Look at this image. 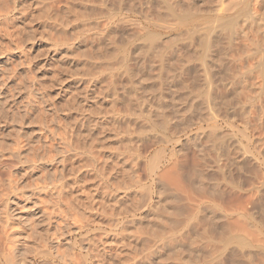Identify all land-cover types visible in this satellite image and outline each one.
<instances>
[{
  "label": "rangeland",
  "instance_id": "rangeland-1",
  "mask_svg": "<svg viewBox=\"0 0 264 264\" xmlns=\"http://www.w3.org/2000/svg\"><path fill=\"white\" fill-rule=\"evenodd\" d=\"M38 1L40 3H38ZM124 1L125 0H0V217H1L0 222L2 219V222L4 223L3 224L1 222L0 225L1 227L2 225H4L5 226L4 229H6V231L3 230L0 231V233L2 232L4 234V235L2 233L0 234V238L1 235L2 237H4L0 239V249L2 251H5L6 253L7 252L10 253L9 255H13L15 259L19 257V259L25 260L28 264H39V263L40 264H79L78 263L79 257L77 258V255L79 254L78 249L77 251H75L70 249L71 247L69 248V246L73 241V237H75L74 240L80 241L79 239L81 238V235L82 234L84 235V233H86V231L84 232L83 230H80L78 228L81 226V223L82 225L83 223H86V225L84 224L83 226H87L86 230L88 231L90 230V232L88 235H85L86 240L81 242V246H80L81 250L84 253L89 254V259L86 264H140V263L149 264L150 261H151L150 264H164V263L165 264L167 263L168 264H178V263L179 264H183V263L184 264H255L256 258L254 256L253 250H251L253 248L237 249V247L233 244L224 246V240H226L231 236H234L245 239L248 243H250V245L253 243L254 240H250V239L254 238L253 237L254 229L252 230L251 228H249V226L252 225V228H254L253 225H255L258 222L257 219H260L261 216L262 218L264 217L263 194L262 196L261 195L258 196L256 194L255 195L253 194L251 196V193L249 194L240 191H236V192L233 191V193L228 192L229 194L227 193L226 195H224V197L223 196L218 197L217 195H212L213 197L214 196L216 197L213 198L212 196L209 197L210 195H208V193L210 192L206 190L205 187H203L205 191H203V189L201 191L199 187H197L198 189L194 188L193 184L190 182L185 183L186 184L185 188L187 190L185 188H184L185 190L184 189L182 190V187L180 188V186L178 185L182 181L180 177V179L178 180L174 179V181L176 182L180 181L178 182V184L177 183L175 184L176 186L173 187L170 186L169 187L170 190L169 189L166 190L171 192V195H174L173 196L174 199L176 200L181 199L182 200V201L180 200L181 203L183 202L184 204L186 203V205L188 204L190 206L189 207L187 205L189 208L192 207L191 208L192 210L190 209L191 212H188L191 213V216L189 214L190 217L185 227L181 226L182 228H178L174 232H172L171 223L168 221V219L167 221L165 220L164 226L162 225L163 227L160 226L162 224V221L160 222L161 224L156 223V221H159L161 218H159L153 212L157 211L156 214L158 213L161 214V212H159V209L160 206L162 205L159 206L158 204L161 197L156 195L155 193L156 188L154 185L152 187L150 200L149 202H147L145 206L146 210H142L140 212H137L136 214L137 223L134 224V223H130L129 220L128 221L125 220V222L127 223H120L118 227L115 229L109 228L111 226V222L113 221L112 219L116 218L113 216H116L120 212L117 207H116L117 209L115 208V206L119 204V200H121L120 202L123 203V205L121 203L119 205L123 207L125 200L132 199V201H134L135 199L136 200L139 199L138 197L142 193V190L143 191L144 189L147 190L146 188L149 187L151 179L150 177H148L149 176L148 158L150 159V157L153 154L157 153L159 148L167 149L166 144H164V142L163 143L161 142L163 140L162 117L164 116L162 113L165 112L164 113L165 116H167L170 119V121L168 122L169 123L168 126L171 128H176V126L178 127L181 123L187 124V122L188 124L190 123L189 124L190 126H192L189 128L190 130L192 129V132H190V130L188 129L190 133L188 132L186 136L180 135L181 137H179L180 142L187 145L188 146L187 148H189L185 152L184 156L182 155L184 158L178 159L181 164H184V166L186 167L188 166V168H193L194 165L200 166V163L202 165V162L204 160H205L204 163L209 162V160H210L209 163H211L212 159L210 156L213 155L212 151H210L209 153L210 150V149L208 150L209 146L206 145L207 144L206 139L203 137L201 131L199 134V132L196 131L197 127L194 126L193 128L192 125L194 123L195 118H196L195 122H197V118H199L198 120L200 121L202 119H205L206 117L205 114L206 112H201V111L203 109L204 110L206 109L204 108L205 106L202 104L206 100L203 94L204 90L208 87L207 81L205 79L207 77L206 73L204 70H202L200 64L201 62L198 60V58L195 57L196 51L195 50H194L195 52L193 51L194 52L193 54L195 56L194 58H192L190 62L191 65L189 63L191 67L193 66L196 68V73H194L196 75L184 74L183 72L180 73L178 71L179 74H176L179 75L178 79L177 76L174 74L176 78L172 76L171 77L172 80H170V76H168L169 78L167 76H164L166 74L164 73L166 69L164 70L163 67L166 68V64L165 65L161 64L160 59L157 57L158 52L154 49L153 52L156 51L155 53L153 52L150 53V51L152 50H148L149 51L148 53V51L145 49L146 51H144V53L147 52V54H149L147 55L148 58L147 56H145L146 54L145 55L143 54L144 56L141 59L137 58V61L143 59H144L143 61H145L146 58L145 62H147L148 67L157 63L160 64V68L155 65L151 66V68H148L147 65L144 64L145 62L143 63V61L142 62L139 61L138 64L140 65H135L136 67L134 66V71L132 73L133 75L130 77L129 74L126 72L127 67L125 66L126 65L125 54L128 48L127 40L129 36L128 35L126 36L125 34L127 33H125L126 31H124V26L127 25V23H124V21L122 20V19L125 20L127 19L126 13L122 11V9L125 8V7L123 8V5L126 6L125 4L127 3L125 1L126 3L123 4ZM127 1L131 2L133 0L130 1L127 0ZM207 1L210 4H208ZM204 2L210 6L211 3L215 5L213 2H209V0H205V1L203 0V4L202 2L198 1L196 2V6L197 3H201L203 6L199 4L198 7L201 6V8L202 7L206 8L207 5ZM67 3L70 4V9L67 8ZM51 4L53 6H51ZM116 6L118 9L121 10L120 13L122 14L121 15L119 13L120 15H118L119 21H121L119 23L120 28H117L116 30H111V28L108 26L109 25L108 23H110L111 20L109 19L108 21V14L113 12L116 9L114 7ZM257 6L258 4H255L250 7V10L255 14L256 12H260V10L258 9L259 6L258 8ZM49 7L51 10L49 11L51 13L53 14L55 13V15L59 16L58 17L59 22L60 21L62 22L61 28L64 30L63 32L64 35H59L56 32V30L50 29L51 34L53 35L52 37L55 40H63L64 38L65 40H67L66 41L67 44L72 43L74 45L77 44L76 45L77 47H82L81 45L83 44H81L82 42L80 43V41H83L82 39H84V37L89 39L87 43V46L89 48V52H88L89 64L91 62V64L95 68L94 69L95 76H93L95 80L94 83L97 84L98 87V88L96 87L97 90H99L102 93L101 95H99L100 96L99 99L100 102L102 103V106H104V108L103 107L102 108L105 110L104 113L101 114V116L105 115L107 119H110V117L112 118L111 110H113L114 111L113 114H115L116 112L115 115L119 117L120 120L119 122H116L115 129L117 130L115 131V134L112 131L104 130L102 134V138H103L102 140H104L106 144V149L102 151V153L99 152L98 154H96L95 157L96 162H94L92 165L89 166H84V162L86 158L80 157L78 153L66 152V144L64 141V138H66V136L64 135L65 132L68 130L69 126L72 127L81 118L82 115H88L90 112L89 109L90 107L89 106L86 107L84 103H82L83 101L81 99L84 86H86L88 83L86 85L83 84V86L82 84L78 85L72 83L69 80V78H67L66 75L62 72L60 56L56 57L53 47L46 46L45 43L41 40V38H39V35L42 31V28L39 25V21H40L39 18H41V16L43 15L42 11L45 8H49ZM46 10L47 9H45V11ZM263 10L261 13L264 15ZM132 19L135 20L136 18L133 17ZM241 24L243 25V22H241ZM250 27L248 25V27L246 26V29L244 28L245 29L244 31H246L247 34H244L243 37L240 35H238V38L235 37L238 40V43L235 42L237 40L234 41L235 44L237 43L239 45V49H242L239 51H243L246 47L248 48L249 52H245V50H247L245 49L243 51V55L241 52H240L241 54H239L238 51V55H241L240 58H242V60H238L233 63L232 61L228 62L229 60L227 61V59L229 58L227 57L225 58L226 61L222 58V60H224L226 64L229 63L230 69L231 66L233 67L235 65L232 68L233 71L236 70L235 73L234 72L232 73V70L230 72V69L229 71H227L229 72V75L231 74L230 76L233 75V77L227 76V72L222 71V68L223 70H225L224 68L225 62L222 63L223 61L220 60L221 58L219 57V54L216 55V53H218V50L221 47L220 48L218 47L219 49L217 48V51L215 50L216 52L212 54L214 56L213 58H215V56L216 57L218 56L217 58L214 59L216 63L213 64V66L216 68L213 67L215 72V77L212 78V80L215 79L214 80L215 83L213 82L212 86L215 87V89H219L217 88L218 86L217 87L215 86L218 85L219 83V87L223 85V88L221 89H223L224 91L223 92L221 91V89H219L218 91H220V93L219 94L217 93L219 96L216 95L217 99L214 101L216 102L215 104L216 113L218 109V111L219 110L223 111L222 113L224 114L223 116L221 115L222 113H220L222 119L221 117H219L217 120L220 123V126L222 127L221 128L222 131L217 130L216 134L218 132L219 134L220 132H223L225 134L228 133L227 135L229 137L227 136L225 140H228L229 138L231 140L229 139L230 142L228 141L227 142L228 144L225 142V144L229 145L230 143H232V146H234L233 148L236 147V149L240 148L241 147L240 145L244 146L245 144V139L241 138L243 133L245 132L244 130L245 125L243 123H246L248 121H249L248 123L251 122L252 124L256 123L259 117L261 115H264V113L262 114V109H264L263 107L264 105L263 76L264 75L262 76L260 72L255 69L257 63L260 62V55L258 57V55H256V53L253 52L252 47H254V44H251V42L253 43L255 39L256 40L260 39L258 38V35L260 37V34L261 36L263 34L260 32H259L260 34L254 33L256 31L254 30L256 27L252 26L253 28L255 27L254 29H252L251 27L252 30L249 29ZM34 33L36 36V42L34 43L35 46L32 45V41L30 39V36ZM74 33L75 35L77 33L78 37H74L73 36ZM255 34L257 35V37ZM246 35H248L250 38H248V36L246 37ZM125 38H127L126 41ZM243 38L246 40H244ZM139 40L136 42L141 43V40L140 41ZM244 43L245 45H247L246 47L245 45H242ZM59 44L63 45V46H58L59 48H63L65 46V43H59ZM99 44L104 45L102 48L103 51H101L98 48ZM240 45L241 47L243 46L244 48L243 47L241 48ZM232 47L234 48V46ZM250 48L252 50V53ZM233 52L235 53L234 50ZM233 52L232 54L231 53L229 54L236 56ZM244 52L246 54H244ZM155 54L157 55L156 60L154 59ZM34 55L37 56L36 57L37 61H35ZM135 55L137 56V54ZM135 55L133 54L134 58L136 57ZM244 56L246 58H243ZM157 59L159 60V63ZM217 59L219 60V62L222 63L223 65V66L221 65L222 67L218 64L219 62H217L218 61ZM149 60H151L152 62H149ZM33 62L34 63L38 62V64L40 63V64L48 65V68L49 67L50 68L49 69L47 68L48 71L45 75L49 76V78L45 77V75L42 74L41 69L38 68L39 66L38 67L36 66L35 68ZM142 63L144 64L143 66L141 65ZM232 63L234 65H232ZM145 65L146 67H144ZM139 66L143 68L145 72L141 70ZM154 66L157 68V69L155 68L156 71H154L155 70ZM248 67L250 71H247ZM136 68L138 69V71L140 69L139 72L137 71V74H139L138 76H140L141 78H142L141 74L144 73L146 74V72L148 74L147 76H149L150 74V76L148 77L149 80L147 79L148 82L151 81L152 83L154 81L152 78L155 77L157 78L158 76L157 78L158 80L155 79V81H157L156 83L155 82H153V84H150V82L149 84L146 83L150 85V86L147 85L148 88H150L149 91L151 90L149 93H148V88H146L147 86L145 87L144 85H142L145 84L144 83L145 81H143V83L142 81L140 82L139 81L140 77H138L139 78L138 79L137 75H135ZM147 69L148 71H146ZM162 70H164V72H162ZM215 70L217 71L218 74L216 73ZM142 71L143 73H141ZM152 71L157 72V76H154L156 74H154V72ZM238 71L240 73L242 72V74H239ZM263 71H264V63H263ZM160 72L164 73V75H162V73ZM222 72H224V77L227 76V78L230 77L232 79L228 78L227 80L225 77L226 80L223 79L222 81L221 80L223 78ZM151 73H153V76L151 75ZM158 73H160L161 76H159ZM181 74L183 76H181ZM234 74H236V77ZM257 74L259 75L257 76ZM240 75L242 76L239 77ZM133 76H136L134 77L135 82L134 80H131V82L136 83L135 85L138 86L136 88V86L134 85L135 88L137 89L139 96H142L141 99H143V101L141 100V103L145 102L144 103L145 105H142L143 108L141 109H143L142 111L144 110L146 111V112L144 111V114L145 113L147 115L149 114L148 116L149 118L147 117V115L146 117H144L145 116L144 114L142 115L143 117L141 115L138 116L137 111H135L136 112L135 115H132L127 113V111L125 110V102L129 94V90H128L129 83L127 82ZM51 77H54L53 79H55V81L59 83L62 81L61 83L63 84V92H65L64 95L62 96L57 95L54 88L48 87L49 84L47 80L49 81ZM159 77L162 80H160ZM217 78L218 79L220 78L219 81L222 82V85L220 84ZM233 78L238 81H235ZM229 79L230 81L234 80L233 85L234 87H236L235 90L237 92L234 89H231L232 84L230 86ZM45 83H47L48 85ZM154 83L156 84L155 86ZM194 83H195V88H198L196 89L197 92L196 90L194 91L195 89L193 85ZM226 83H228V85L231 88ZM239 83L243 84L242 85L243 88L237 87L240 85ZM44 84L47 85L48 89L44 87L45 86ZM151 85L154 86L152 89L153 90L155 89L154 90L155 92L151 89L152 87ZM191 89L193 91H190ZM105 91L107 93H105ZM184 95L185 96L187 95V97H185ZM201 96L202 98H200ZM247 96L248 97L254 96L256 99L253 97L254 98L253 100V98L250 97L252 100L250 102L247 100L248 98L246 99ZM193 97L195 98L196 104L198 103V105H196L194 101H191L194 100ZM203 97H204V101H203ZM183 98L186 99L183 100ZM223 99L224 101L225 100L227 101L229 99V101L222 103ZM198 101L199 102L202 101L201 104L202 110L200 109L201 106L199 107L200 103ZM232 102H234L235 104ZM189 103L193 107L196 106V108L191 107ZM152 106H153V110H152ZM221 108L223 110H221ZM224 108H226L225 109L226 111L224 110ZM147 109H149L150 111L149 110L147 111ZM189 109L192 111H189ZM183 110L186 114L182 112ZM196 114H198L200 117L201 115L202 116L205 115V116L204 118L201 117L200 119V117L198 115L196 116ZM159 115L162 117H159ZM251 115H253V117ZM223 117H225L226 119H223ZM127 118L129 120L135 119L136 122L133 123L131 121L132 122L131 124V122H129ZM254 118H256L257 120ZM191 119L193 122H191ZM253 120L256 121L254 122ZM144 122L146 123L147 127L144 125L145 124ZM203 124L205 123L203 122ZM242 124L244 125V127ZM140 125L144 126V130H143L144 132L141 133L138 132V126ZM157 126L159 127L157 128ZM152 127L155 128L156 132H154L153 129L151 130ZM203 127L206 128V124ZM239 131L240 132L242 131L243 133H240ZM60 134H62V136ZM153 135L155 136L153 137ZM142 138H143V142L140 140ZM145 142H148L149 144L146 143L147 146H145ZM237 142L238 144H240L239 145L240 147L237 145ZM131 144L135 145L138 148L141 147L139 149L140 151L139 150L138 151L139 153L141 152L140 154L143 160H141L139 163V173L141 179H143L142 180L143 187L131 188L130 190L134 193L130 195V190L124 189L125 186L123 187V183H124L123 181H125L124 172L121 170L115 172V168L114 171H112L113 170V168L111 167L112 164H110L109 166L110 169L112 168V170L107 169L104 166V164L102 165L101 161L102 158L105 157V155H109L108 152L110 151L111 152L114 151L115 153L116 152L118 153L117 150H119L120 154L124 156H127L126 154L129 155V151H130L129 149H131ZM234 144L237 146H235ZM195 145H197L199 148L201 145L202 149H204L202 151L201 149L200 151H198L199 155L194 153L196 151L195 148H193L195 147ZM245 146L254 155H257V150L255 148L258 149L260 147V146H253L252 143L251 144L247 143L245 144ZM261 154L263 155L264 151L260 153L259 157L262 156ZM263 156L262 158H264ZM207 158L208 161H206ZM33 160H35L36 162L35 165L37 166L36 169L34 168ZM247 166L248 165L245 166L246 167L245 170L243 166L241 169H239V171L243 169L242 171L248 173L247 175L249 176L250 170H251V174H253L251 169L253 168V165H250L251 167L248 166L249 169L248 172H247L248 170ZM233 168L236 167L233 166ZM239 171L235 170V172L233 173H235V175L238 176ZM242 171L240 173H243ZM251 174L250 177L252 176ZM247 175L245 174L243 176L248 178ZM178 177L179 176H177V178ZM163 181L165 182L164 179ZM111 182L112 184H110ZM115 182L117 183L115 184ZM182 182L184 183V181ZM195 182H197L196 184L199 183V181L197 180H195ZM203 183H205V181ZM104 190L109 191V192L106 191L108 194L104 192ZM83 191L86 192L87 194L89 193V195L86 194L83 195L84 194ZM207 191L208 193H206ZM59 193H61L62 198L58 197L60 195ZM126 193L127 195H125ZM101 194H104V196H102ZM99 196H101L100 198L103 201L105 200V197L106 199L109 197L111 202L114 201L113 203L110 204L112 207L110 206L109 209L108 208L109 206L108 207L105 205L101 206L102 203L100 205V201L102 200L99 199ZM131 196L134 197L135 199H133ZM102 197H104V199ZM212 198L215 199V201H213ZM254 198L256 201L257 198H259L260 201L255 203L254 205L253 204L250 205V202L254 200ZM115 200H116V204L113 206ZM260 202L261 203L263 202V204L261 205ZM181 203L178 202V204L177 203L175 204L179 205ZM150 205L154 206L155 208ZM164 206L166 209L165 211L169 212L166 213L171 214V211H173L174 209L173 206L172 205L170 206L164 205ZM259 207L261 208V211ZM148 208L149 210L147 211ZM209 208L212 209L213 212ZM114 209L118 210L119 212L117 211L116 214V211ZM208 212L209 213L212 212L215 215L210 213L211 215L210 216L208 215L209 214ZM10 215L12 216L11 219H8L9 221L5 220V217L7 216L6 217L7 219ZM167 217H169V215ZM209 217L210 220L208 219ZM206 219H208L210 222L207 221ZM78 220L80 221L78 222ZM255 220H257V222ZM7 221L10 225L7 223ZM242 224L243 226H245L244 228L243 226L241 227ZM244 224H247L249 226ZM7 225H9L8 228H11L12 231L7 228ZM97 226L98 228L100 227L101 229L100 228L98 229ZM246 226H247V230H246ZM94 227L97 229V231L93 230L92 232L91 230L94 229ZM205 228L213 229L212 230L213 236H211V238L208 237L206 231H204ZM242 228L245 230V233ZM105 229L106 232L108 230L110 232L108 231L107 234H105L104 232ZM202 230L204 232H202ZM102 231L104 232V234ZM165 231L167 232L166 234ZM4 232L7 233L10 232L11 236L9 233L6 236V233ZM246 232H249L250 234ZM181 233H183V235H181ZM224 233L226 234L224 235ZM161 234H164L165 237L164 236L162 237ZM170 234L172 235L174 234L173 238H176V243L178 242L180 244L178 245L177 243V245L181 247V248L179 247L180 253L179 256L177 257L174 254L168 252L165 253V251L163 252L162 250L160 251L159 249L162 242L161 240H165L168 236H170ZM160 235L161 238L163 239L160 238ZM172 235L170 237H172ZM181 236H183V238ZM190 240L193 241L191 242ZM8 243H10V245ZM189 245L190 246L196 245V247L202 246V248H204L205 246L203 250L206 249L205 250L206 252L202 253L204 254L203 255L204 257L206 256L205 260L203 259L204 257L202 255L201 256L194 255L192 257L191 256L192 254L189 253V249H188ZM8 246L10 247L8 248ZM43 249L53 252L54 259H39L36 256V253L38 252V250L40 251ZM232 249H234L235 254H233L234 251ZM153 251L155 252L157 251L158 252L157 255L155 254L154 257L152 258L150 257V259H146V256L149 254L148 252H153ZM210 252H212L213 254H210ZM247 252L248 253L250 252V254L252 253L253 256L251 255V258H247V256L249 255ZM164 253L166 255L165 257H162ZM214 254L216 256H214ZM231 254L234 256V259H232L233 256ZM236 254L238 255L237 259H236ZM219 255H221V257ZM215 257L216 259L214 260ZM248 257H250V255ZM137 261L140 262L138 263Z\"/></svg>",
  "mask_w": 264,
  "mask_h": 264
},
{
  "label": "bare ground",
  "instance_id": "bare-ground-1",
  "mask_svg": "<svg viewBox=\"0 0 264 264\" xmlns=\"http://www.w3.org/2000/svg\"><path fill=\"white\" fill-rule=\"evenodd\" d=\"M125 1L123 3V4L126 3L125 4L126 6L123 5V8L125 7L124 8L125 10L122 9V11H124L126 13L127 19L126 20L125 19H122V20L124 21V23H127V25H125V24H122V25H125L124 26V31H126L125 33H127L125 35L126 36L127 35L129 36V38L127 37L128 38V40H127L128 41V48H127V52L125 54V59H126V61H125V64L126 65L125 66L127 67V71L126 72L129 74L130 77L133 75L132 73L134 71V66L135 65H140V64H138V62L139 61L142 62L144 60L143 59V60H138L137 61V58L138 59H141L145 54H146L145 56L149 55V54H147V52L144 53V51H146V50L147 51L148 50H152V51H150V53H151V52L154 51V49L158 52L157 53L158 56L155 54V58L154 59L156 60V58L158 57L160 59V62H161L162 65H165L166 64V68L162 66L164 68V70L166 69L165 72H164V70H162V72L166 73L167 75L166 74L164 75V73H162V72H160V73H162V75L167 76V77L170 76V80H172V78H171L172 76L175 77V78L177 76V79H178V76L179 75H176V74H179V72L180 73L183 72L184 74H193V75H196V74H194V73H196V68L193 67V66L192 67L190 66L191 65L190 62H191L192 58H194V56H195L193 53L196 51V53H195L196 56L195 57L198 58V60L201 62L200 64H201L202 70H204L205 73H206V76L207 77L205 79L207 81V84H208L207 86L208 87L204 90V93H203L204 94V97L206 99L205 102H203V104H202V101L201 102L198 101L200 103L199 107L201 106V104L205 106V107L203 106L204 108H206L205 110L204 109L203 110L201 109L202 106L200 107V109L202 110L201 112H206L205 113L206 114V117H205V119H202L200 121L198 120L199 118H197V122H195L196 118H195V120L193 118L194 123L192 125H193V128H194V126L197 127L196 128L197 129L196 131H198L199 134H200V131H201V133L203 134V137L206 139V143H207L206 145L209 146L208 147V150L210 149L209 150V153H210V151H212V154L213 155L210 156L211 159H212L211 160V163H209L210 160H209V162L204 163V161H205L204 160L202 162V165L200 163V166H197V165L195 166L194 165V167L192 166L193 168H188V166L186 167V166H184V164H181L178 159L179 158H184L183 156H184L185 152L189 148H187L188 147L187 145H185V144H183V143L180 142L179 137H181L180 135H183V136L185 135L186 136V134H188V132L190 130L189 128L192 127V126H190L189 125L190 123L188 124V122H187V124L186 123H181L178 127L176 126V128H171V127L168 126V124H169L168 122L170 121V119L167 116H165V114H164L165 112L162 113L164 115L163 117L159 115V117H162V124H163V126H162V128H163V133H162L163 140L161 142L162 143L164 142V144H166L167 149H162V148L160 149L159 148V150L157 151V153L153 154L150 157V159L148 158V162H149V164H148V175L149 176L148 177H150V179H151V182H150L149 187L146 186L147 187L146 188L147 190H145V189H144V191L142 190V193L138 197L139 199L136 200L134 197L131 196L133 199H135L134 201H132V199L125 200L124 201L125 203H124V206L123 207L119 205L121 203L120 202L121 200H119V204H117L115 206V208L117 207L120 212L118 210H115L114 209L116 211V214H117V211L119 213L117 215L115 214L116 216H113V217H116V218L112 219L113 221L111 222V226L110 227L108 226V227L109 228H112V229H115V228L118 227V225L120 223H127V222H125V220H127V221L129 220L130 223H134V224L137 223L136 222L137 221L136 220V214H137V212H140L142 210H146L145 206H146L147 202H149V200H150V197H151L150 195L152 193V187L154 185H155V188H156V191H155L156 195L161 197L158 204H159V206L162 205V206H160V209H159V212H161V214L160 213L156 214V212H157L156 210H158V209L155 210L156 212H153L154 209L152 210V212L155 213V215H157L159 218H161L160 220L158 219L159 221H156L155 220L156 223L157 224H161L160 222L162 221V224L160 226H162V225L164 226L165 220L167 221V219H168V221L171 223V227H172V230L171 231L172 232H174L178 228H182L183 226L185 227L186 224H187V222H188V220H189V217L191 216V213H188V212H191L190 209L192 207L189 208L190 206L188 204L187 205L189 207L186 205V203L185 204L183 202L181 203V201H182L181 199H180L181 201L174 199L173 198L174 195H171V192H169L168 190H166V189H169L170 190V188H169L170 186H172V187L173 186H176L175 184L176 183L178 184V182H180V181H177L176 182V181H174V179L175 180L176 179L178 180V179H180V177H181V180L184 181V183L182 181L180 182L181 185L178 184L180 186V188L182 187V190L185 188V185H186L185 183H189L190 182V183L193 184V187L194 188L199 187L201 191H202L203 187H205V189L210 192V193H208V191L206 192V193H208V195H210L209 197H211L212 195H217L218 197L219 196H223L224 197V195H226L228 192H230V193L232 192L233 193V191L234 192L240 191V192H245V193H249V194L251 193V196L253 194L254 195L256 194L258 196H260V195L262 196V194L264 195V158H262V156L264 154L263 155L261 154L262 156L259 157L260 153L262 151H264V115H261V116L259 115L260 117H259L258 121H256L257 120L256 118H258V117L254 118V119H256L255 120L256 123H253V124H252V122L251 123H248L249 121L248 122L244 121V122H246V123H243L245 125V129H244L245 132L243 133L242 131L241 132L239 131L240 133H243V135H244L243 136L241 134L242 135L241 138L242 139L243 138L245 139V144H247V143L251 144L252 143L253 146H260L258 148L259 151H258L257 148H255L257 150V155L258 156L257 155H254L252 152H250L247 149V147L245 146V144L243 146V145L238 144V142H237V145L238 146L240 145L241 147H243V148H241L239 146L240 148H237V149H236V147L233 148L234 146H232V143H230L231 145L230 144L227 145L228 144L227 142L229 141L230 138L228 140H225V138L228 136L227 135L228 133L225 134L223 132H220V134H219V132H218L216 134V131L217 130H221V128H222L220 126V123L217 120H218L219 117H221V119H222V116L221 115L224 116V114L222 113L223 111H220V110L218 111V109H217V113L219 112L218 113L219 115L216 113V111H215L216 110L215 109L216 102H214L217 99L216 95H218L220 93V91H218V90L221 89V88H223L222 82L219 81V79L222 78V77H220L219 79L217 78L218 81L220 82V84L222 86L220 85L221 87H219V83H218V85H215L216 87L218 86L217 88H219V89H215V87L212 86V83L213 82L215 83V81H214L215 79L212 80V78L215 77V72H214V69H213V67H214L213 64L216 63V62L214 61V59L218 57V56L217 57L215 56V58H213L214 56L212 54H214L217 51V48L218 47L219 48L221 47L220 49L218 48L219 50H218V53H216V55L219 54V57L221 58L220 60L223 61L222 63H224L226 61L225 60L226 57L229 58V59H227V61L229 60L228 62H231L232 61L233 63L236 62V61H238V60H242V58H240L241 55H238V51L239 50H242V49H239V45L237 44L238 43V40L235 37L238 38V35H240V36L243 37L244 34H247L246 31H244V30L246 29V26L248 27V25H249V27L250 26L251 27L252 26H255L256 28H258V29H256L254 27L255 28L254 29L252 27V29H254V30L257 31V32L255 31L254 33H256V34L257 33L258 34L262 33L263 34L262 36L260 34V37L258 35V38H260V39H257V40L255 39L257 37V35L255 34L256 35V37L254 38L255 40L253 39L254 42L253 43L251 42V44H254V47H252L253 48V52L256 53V55H258V57L260 55V62L257 63L255 69L258 70L262 76L264 75V71H263V63H264L263 62V60H264V37H263L264 36V15L261 13L262 10L264 9V0H209V2H213L215 5H213L211 3V6H210V5H207L204 2L207 5V7L205 5L206 8H204V7L201 8V6H203L202 5L203 4V0H143V1L142 0H136V1L133 0L134 3H133V1H131V2H128L127 0H125ZM198 1L199 2H202V4L201 3H197V6H196V2H198ZM38 3H40V2L38 1ZM69 3H67V8L70 9V4ZM207 3H208V1H207ZM199 4L201 5L200 7H198ZM208 4H210V3H208ZM255 4H258L259 8H258V6H257V8L260 10V12H256V14L253 13L250 10V7L253 6V5H255ZM51 6H53V5L51 4ZM114 8H116V9L114 10ZM114 8H113V10H114L113 12H111V13L108 12V13H110V14H108V21H109V19H111L110 20V23H108L109 24L108 26L111 28V30H116L117 28H120L119 27V23L121 22V21H119V16H118V15L121 14L120 13L121 10L118 9L117 6L114 7ZM45 9H47V10L45 11ZM45 9L42 11L43 15L41 16V18H39V20H40L39 21V25L42 28V31H41V33L39 35V38H41V40L45 43L46 46H52L53 47V50L55 52V56L56 57L57 56H60V58H61V67H62L61 69H62V72L66 75L67 78H69V80L72 83L78 84V85L79 84L80 85L82 84V86H83V84L86 85L88 83L86 86H84V90H83L82 98L81 99L83 101L82 103H84V105L86 107L87 106L90 107L89 108L90 109V112H89L88 115H82L81 118L72 127L69 126L68 130L66 132L64 131L65 132V135L64 136H66V138H64V141H65V144H66V152L78 153V155L80 157L86 158L85 159V162H84V166H89V165H92L94 162H96V160H95L96 154H98L99 152L102 153V151H104L106 149V144H105L104 140H102L103 139L102 138V134H103L104 130L105 131L106 130L112 131L115 134V131L117 130V129H115L116 122H119L120 120H119V117H117L115 115L116 112H115V114H113L114 113L113 110H111L112 118L110 117V119H107V117L105 115H102L101 116V114H103L105 110L103 109L104 106H102V103L100 102V99H99V97H100L99 95H101L102 93L99 90H97V88H98L97 87V84L94 83L95 80H94L93 76H95V70H94L95 68L91 64V62L89 64V53H88L89 52V48L87 46V43H88V40L89 39H87V38L84 37V39H82L83 41H80V43L82 42L81 44H83V45H81L82 47H77L76 46L77 44L76 45H74L72 43L71 44H67V42H66L67 40H65L64 38H63V40H55L52 37L53 35L51 34V30L50 29L56 30V32L59 35H64L63 34L64 30L61 28L62 22L61 21L59 22V19H58L59 16L55 15V13L53 14V13L50 12L51 11L50 10V7L49 8H45ZM263 12H264V10H263ZM104 15H105V13H104ZM207 15H208V17H207ZM106 16H107V14H106ZM133 17L136 18V19L135 20L132 19ZM241 22H243V25L241 24ZM251 27L249 29H251ZM247 31H249V30H247ZM77 35H78L77 33H76V35H75V33L73 34L74 37H78ZM247 36L248 35H246V37ZM127 38H125V41H126ZM248 38H250V37L248 36ZM261 38H263V39H261ZM30 39L32 41V45L35 46L34 45V43L36 42L35 33L30 36ZM139 39L141 40V43H139V42L137 43L136 42ZM235 40H237V41H235ZM244 40H246V39H244ZM234 41L237 42L236 43L237 45L235 44ZM239 41H241V40H239ZM59 43H65V46L63 48H59L58 46H63V45H61ZM242 45H245V43L242 44ZM98 46H99L98 48L101 51H103L102 48H103L104 45L103 44H99ZM232 46H234L235 49ZM246 46L247 45H245V47ZM240 47H241V45H240ZM245 49H247V50H245ZM245 49H244L245 52H249L247 47ZM233 50L235 51V53L233 52ZM250 50H251V48H250ZM197 51H198V53H197ZM243 51H239V54L242 53V55H243ZM155 52H153V53H155ZM232 52L236 56L229 54V53L232 54ZM245 52H244V54H246ZM148 53H149V51H148ZM251 53H252V50H251ZM133 54L134 55L137 54V56L135 55L136 57L134 58ZM248 55H249V53H248ZM253 55H251V56H253ZM36 57L37 56L34 55L35 61H37L36 60L37 59ZM147 58H148V56H147ZM222 58L225 61L222 60ZM243 58H246V57L244 56ZM136 61H137V63H136ZM145 61H146V58H145ZM145 61H143V63ZM157 61L159 63V60L158 59H157ZM157 61H155V62H157ZM149 62H152V61L149 60ZM217 62H219V60ZM143 63L141 64L142 66L144 64L147 65V62H145L144 64ZM189 63H190V65H189ZM220 63L221 62H219L218 64L221 66L222 63L221 64ZM233 63H232V65H234ZM146 65L144 67H146ZM153 65H155V66H157V67L160 68V64L155 63ZM153 65H151V66H153ZM186 65H188V66H186ZM36 66L37 67L39 66L38 68L41 69L42 74L45 75L47 73V71H48L47 70L48 65H46V64L44 65V64H40V63L38 64V62H35L34 63V67L36 68ZM151 66L148 67V65H147L148 68H151ZM155 66H154V69L156 68ZM233 67L231 66V69H230L229 63L226 64V62H225V64H224L225 70H223V68H222V71H226L227 72L230 69V72H231V70H232ZM214 68H216V67H214ZM156 69L154 71H156ZM141 70H143V68H141ZM234 70H235V68H234ZM137 71H138V69L136 68L135 69V75H137V78H138L140 76H138L139 74H137ZM139 71H140V69H139ZM143 71L145 72V70H143ZM143 71L141 73H143ZM146 71H148V69ZM154 71H152V72H154ZM235 71L232 70V73L233 72L235 73ZM247 71H250L249 67H248V70ZM201 72H203V71H201ZM238 72H236V73H238ZM160 73H158L159 76H161ZM216 73H217V71H216ZM222 73H223V78L221 79L222 81H223V79H225V77H226L227 80H228V78L233 77V75L232 76H230L231 74L229 75V72H227V76H230L228 78H227V76L224 77V72H222ZM243 73H245V72H243ZM154 74H156L154 76H157V72H154ZM174 74L176 76H174ZM182 74H181V76H183ZM239 74H242V72L241 73L239 72ZM51 75H52V73H51ZM141 75H142V78L140 77V79L139 78L138 79H139L140 82L142 81V83H143V81H145L144 82L145 84L146 83L149 84V82H150V84H153V82H155V83L157 82V81H155V79L158 80L157 79L158 76H157V78L156 77L155 78H152L154 81L151 83V81L148 82V80H149L148 77L150 76V74H149V76H147L148 74L146 72V74L144 73V74H141ZM151 75L153 76V73H151ZM234 75L236 77V74H234ZM258 75L259 74H257V76ZM241 76L242 75H240L239 77H241ZM45 77H48L49 78V76H46V75H45ZM134 77H136V76H133L132 77L133 79L131 78L129 81L127 80L128 81L127 83H129L128 84L129 85V87H128L129 94H128L127 98H126L125 110L127 111V113L132 114V115H135V113H136L135 111H137V113H138L137 115L138 116L139 115L142 116L144 114V111L145 110L142 111L143 109H141V108H143L142 105H145L144 104L145 102H142L141 103V100L143 101V99H141L142 96H139V94L137 92V89L136 88L138 86L135 85L136 83H134L135 82ZM239 77H238V79H239ZM53 78L54 77H51V79L49 81L47 80V82L49 84L48 87L54 88L57 95H60V96L64 95L65 92H63V84L61 83L62 81L59 83V82L55 81V79H53ZM159 79L162 80L160 77H159ZM230 79H232V78H230ZM230 79H229V81H230ZM131 80H134V82H131ZM234 80H231L230 81V86L232 84V88L228 85V83H226V84L231 89H234L235 90L236 87H234V85H233ZM193 81H194V79H193ZM235 81H238V80H235ZM240 81H243V80H240ZM155 83H154V86L156 85ZM236 83H238V82H236ZM45 84H47V83H45ZM145 84H142V85H144L146 87L148 84H146V85ZM160 84H161V82H160ZM47 85H45L44 87H46L48 89ZM134 85L136 86V88H135ZM193 85H194V88H195V83ZM242 85L243 84H240L239 86H237V84H236V86L238 88H241V87L243 88ZM148 86H150V85H148ZM148 86L146 88H148ZM154 86H152L151 89ZM159 87H160V85H159ZM149 89L150 88H148V93L151 91V90L149 91ZM196 89H198V88H195L194 91ZM145 90H147V89H145ZM158 90H156V91H158ZM190 91H193V90L191 89ZM221 91H223V89H221ZM196 92H197V90H196ZM105 93H107V92L105 91ZM157 93H159V92H157ZM143 95H145V94H143ZM224 95H226V94H224ZM161 96H163V95H161ZM254 96H250V97L253 98ZM156 97H158V96H156ZM185 97H187V95ZM204 97H203V101H204ZM250 97L247 96L246 99L248 98L247 100L251 102L252 100H251ZM200 98H202V96ZM254 98H253V100H254ZM101 99H103V98H101ZM184 99H186V98H183V100ZM193 99L194 100H191V101H194V103L196 104V100H195L194 97H193ZM220 100H221V98H220ZM144 101H146V100H144ZM162 101H163V99H162ZM228 101H229V99L227 101L226 100L224 101V99H223V102L222 103L228 102ZM159 102H161V101H159ZM190 103H192V102H190ZM232 103H234V102H232ZM247 103H249V102H247ZM196 105H198V103ZM146 107H147V105H146ZM162 107H164V106H162ZM191 107H193V106L191 105ZM263 107H264V105H263ZM167 108H168V106H167ZM193 108H196V106L193 107ZM225 109L226 108H224V110ZM148 110L149 109H147V111ZM152 110H153V106H152ZM161 110H163V109H161ZM221 110H223V109L221 108ZM263 110L264 109H262V114L264 113ZM189 111H192V110L189 109ZM225 111H224V113H225ZM182 112H184V110ZM220 113H222V114L220 115ZM144 115H145L144 117H146L147 114L145 113ZM197 115L198 114H196V116ZM254 115H256V114H254ZM148 116H149V114L147 115V117ZM204 116L201 115L202 118H204ZM251 116L253 117V115H251ZM191 117H188V118H191ZM201 117H200V119H201ZM101 118H102V120H101ZM128 118H127V120L129 122H131V121L133 123L136 122L135 119H130L129 120ZM96 119H98V120H96ZM182 119H183V117H182ZM223 119H226V118L223 117ZM132 122H131V124H132ZM182 122H184V121H182ZM191 122H193L192 119H191ZM203 122L206 124V128L203 127L205 125V124H203ZM135 124H137V123H135ZM142 125L138 126V132H140V133L141 132H144L143 131L144 130V126H142ZM144 125L147 127L146 123ZM244 125H243V127H244ZM158 127L159 126H157V128ZM149 129H150V127H149ZM152 129H153L154 132H156L154 127H152L151 130ZM190 132H192V129L190 130ZM152 134H154V133H152ZM235 134H233V135H235ZM60 135L62 136V134H60ZM155 135H157V134H155ZM155 135H153V137ZM115 137H116V135H115ZM61 139H63V138H61ZM194 139H192V140H194ZM140 140L143 142V138L140 139ZM146 140H147V138H146ZM188 140H186V141H188ZM132 141H133V139H132ZM183 142H185V141H183ZM225 142L227 144H225ZM146 143L149 144L148 142H145V146H147ZM197 145H195V147H193L196 150L195 152L194 151L193 152L199 155L198 151H200V149H201V151L204 150V149H202L201 145H200V148ZM237 145H235V146H237ZM230 146H232V147H230ZM107 147H109V146H107ZM142 147H143V145H142ZM140 148H138L135 145L131 144V149H129L130 150L129 151V155L126 154L127 156H124V155L120 154L119 153V150H117L118 151V153L116 152L117 154L114 151L113 152L110 151V152H108L109 155H105V157L102 158L101 163H102V165L104 164V166L107 169H110L109 166H110V164H112L111 167L113 168V170H112V168L110 170L114 171V168H115V172H118L120 170L124 172V179H125V181H123L124 182L123 183V187L125 186L124 189H126V190H130L131 188H136V187H141V188L143 187V185H142L143 184L142 183V180L143 179H141L140 173H139V163H140L141 160H143V158H142V156L140 154L141 152L139 153V151H140L139 149ZM193 148H192V150H193ZM107 150H108V148H107ZM254 152H255V150H254ZM240 153H241V155H240ZM196 154H194V155H196ZM209 155H211V154H209ZM210 157H208V158H210ZM198 158H200V157H198ZM208 158H207L206 161H208ZM198 160H197V162H198ZM33 161H34L33 162L34 168L36 169V167H37V166H35L36 165V162H35V160H33ZM44 161H45V159H44ZM246 165H248V166L253 165V168H254V170H253V168H251L253 174H251V170H250V174L252 175L251 177H250V174L248 176L247 175L248 173H245V171H242L243 169L241 170L243 173H245L248 176V178L245 177V176H243L245 174L240 173L241 171H239V169H241L243 166H244L243 168L245 170V168H246L245 166ZM233 166H235L236 168H233ZM248 166H247V169H248ZM234 169L239 171L238 172L239 173L238 176H236L235 173H233V172H235ZM248 171H249V169L247 170V172ZM108 173H110V172H108ZM240 174H242V175H240ZM116 175H114V176H116ZM177 176H179V177L177 178ZM217 176H219V177H217ZM241 176H243V177H241ZM196 178H199V179H196ZM163 179L165 180V182L163 181ZM115 180H117V179H115ZM195 180L199 181V183L196 184L197 182H195ZM204 181H205V183H203ZM116 183L117 182H115V184ZM110 184H112V182ZM195 185H197V186H195ZM204 185H206V186H204ZM112 187H113V185H112ZM164 187H165V189H164ZM179 190H181V189H179ZM106 191L104 190V192H106ZM134 191H136V190H134ZM203 191H205V190L203 189ZM107 192H109V191H107ZM178 192H180V191H178ZM133 193L134 192H132L130 190V195L133 194ZM184 193H185V191H184ZM59 194H58L59 195L58 197L62 198L61 193H59ZM77 194H78V192H77ZM85 194L86 195H89V193L87 194L86 192H84L83 195H85ZM135 194H137V193H135ZM101 195L104 196V194H101ZM125 195H127V193ZM100 197L101 196H99V199H101ZM218 197H217V200H218ZM76 198H77V196H76ZM78 198H79V196H78ZM102 198L104 199V197H102ZM125 198H127V197H125ZM183 198H185V197H183ZM112 200H114V199H112ZM102 201H100V205L102 203L101 206H103V205H105L107 207L109 206L108 207L109 209H110V206H111L110 204L114 202V201L111 202V200H110L109 197L107 199L105 197V200L103 202ZM117 201H118V198H117ZM213 201H215V199H213ZM259 201H260L259 198H257V201L254 198V200H252L250 202V205L251 204L254 205L255 203H257ZM178 202L181 203V204L177 205ZM175 203H177V204H175ZM115 204H116V200H115V203L113 204V206ZM121 204L123 205V203H121ZM262 204H263V202L261 203V205ZM164 205H169V206L172 205L173 206L174 209L172 208L173 211H171V214H167L169 212L165 211L166 209H165V206ZM101 206H100V208H101ZM150 206H152V205H150ZM152 207H154V206H152ZM149 208L147 209V211L149 210ZM123 210H125L126 213ZM210 210H212V209H210ZM260 211H261V208H260ZM212 212H213V210H212ZM212 212H210V213H212ZM210 213L208 215H210ZM166 214H167V216L169 215V217H167ZM189 214H190V216H189ZM212 214H214V213H212ZM262 214H263V212H262ZM203 216H204V214H203ZM6 217H5V220H8V219H11L12 216L10 215L7 219H6ZM163 218H164V221H163ZM214 218H215V216H214ZM208 219L210 220V217ZM208 219H206V220L209 221ZM257 220H258V222H257ZM257 220H255L257 223L255 225H253L254 228H252V225H250V223H249L250 226L247 225L248 223L247 224H244V225L249 226V228H251L252 230L254 229L253 230V237L254 238L251 237L252 239H250V240H254V241H253V243L251 242L252 243L251 245H250V243H248L245 239H243L241 237L239 238V237L231 236V237L227 238L226 240H224V246L230 245V244L232 245L233 244V245H235L237 247V249L238 248H241V249L242 248H253L251 250H253L254 256L256 258V263L255 264H264V217L262 218V216H261V218L260 219H257ZM8 221H7V223H8ZM79 221L80 220H78V222ZM1 222H2V219H1ZM213 222H214V220H213ZM170 223H169V225H170ZM84 224L86 225V223H83V225ZM9 225H7V228H8ZM83 225L81 223V226L78 227V228L80 230H83L84 232L86 231V233H84V235L83 234L81 235V238L79 239L80 241L74 240L75 237H73V241L71 242V244L69 246V248L71 247L70 249H72V250L77 251V249H78L79 254L77 255V258L79 257V260H78V263L79 264H86L87 261H88V259H89V254L88 253H84L81 250V247H80L81 246V242H83L84 240H86V236L85 235H88L89 232H90V230L89 231L86 230L87 226H83ZM87 225H88V223H87ZM242 226H243V224L241 225V227ZM247 226H246V230H247ZM90 227H92V226H90ZM244 227L245 226H243V228ZM0 228H2V229H0V231L1 230L6 231V229H4L5 228L4 225H2V227L0 225ZM97 228H98V226H97ZM8 229H10L12 231L11 228H8ZM93 230H96L97 231V229L95 227L91 231L93 232ZM138 230H140V229H138ZM212 230H213L212 228L211 229L205 228V230H204V231H206V234L210 238H211V236H213ZM13 231H14V229H13ZM204 231L202 230V232H204ZM10 232H8V233L11 236V233ZM104 232H105V234H107L106 229H105ZM104 232H103V234H104ZM167 232H168V230H167ZM167 232L165 231V234ZM4 233H6V236H7L8 233L7 232H4ZM244 233H245V230H244ZM246 233L250 234L249 232H246ZM225 234L226 233H224V235ZM161 235H162V237L164 236V234H161ZM161 235H160V238H161ZM171 235L172 234H170V236ZM173 235H172V237L168 236L165 240H161L162 242H161V245H160V248L159 249H160V251L161 250L163 252L165 251V253L168 252V253L174 254L177 257V256H179L180 248L181 247L178 246V245H180L178 242H177L178 243V245H177L176 238H173ZM181 235H183V233H181ZM200 235H202V234H200ZM251 235H252V233H251ZM181 237L183 238V236H181ZM218 237H216V238H218ZM1 238H4V237H2V235H1ZM161 239H163V238H161ZM220 239H222V238H220ZM177 241H178V239H177ZM10 242H12V241H10ZM191 242H190V244H191ZM13 243H14V240H13ZM8 244L10 245V243H8ZM193 245H191V246L189 245L188 246L189 253L192 254L191 256L192 257L194 255L195 256L196 255H200V256L202 255L203 256L204 254H202V253H205L206 252L205 251L206 249L203 250L205 248V246H204V248H202V246L201 247H196V245L195 246H193ZM9 247L10 246H8V248ZM4 249H6V248H4ZM232 250L234 251V249H232ZM10 251H12V250H10ZM35 251H36V249H35ZM157 251L156 252L155 251L148 252L149 254L147 253L148 255L146 256V259H150V257L151 258L154 257L155 254L157 255V253L159 252V251L158 252ZM235 251H236V248H235ZM235 251H234L233 254H235ZM212 252H210V254H213ZM7 253L5 251H2V250L0 251V264H28L25 260L19 259V257L15 259L13 255H9L10 253H8V254ZM165 253H164V255H162L163 253L160 254V255H162V257H165V255H166ZM248 254L250 255V257H248L249 256L248 255L247 258H251L252 253L250 254V252H249ZM209 255H208V257H209ZM10 256H12V257H10ZM36 256L39 259H54L53 252H51L49 250H46V249L45 250L43 249V250H40V251L38 250V252L36 253ZM214 256H216V255L214 254ZM219 256L221 257V255H219ZM237 256L238 255L236 254V259H237ZM205 257L203 258L204 260H205ZM211 258H212V255H211ZM163 259H165V258H163ZM215 259H216V257L214 258V260ZM232 259H234V256H233ZM212 261H213V259H212ZM150 262H149V264H150ZM161 263H164V262H161ZM205 263H207V262H205Z\"/></svg>",
  "mask_w": 264,
  "mask_h": 264
}]
</instances>
